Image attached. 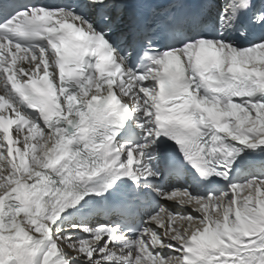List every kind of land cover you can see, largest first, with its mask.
I'll use <instances>...</instances> for the list:
<instances>
[{"label": "snow or ice", "instance_id": "1", "mask_svg": "<svg viewBox=\"0 0 264 264\" xmlns=\"http://www.w3.org/2000/svg\"><path fill=\"white\" fill-rule=\"evenodd\" d=\"M129 121L141 144L116 139ZM162 135L223 180L236 143L264 150V0L218 11L213 0H0V264H264V176L206 197L156 188L191 212L160 205L134 237L118 224L71 225L88 234L77 239L53 227L115 177L137 189L159 177L144 157ZM99 176L110 179L80 190ZM140 199L134 190L115 211L128 221Z\"/></svg>", "mask_w": 264, "mask_h": 264}, {"label": "bare ground", "instance_id": "2", "mask_svg": "<svg viewBox=\"0 0 264 264\" xmlns=\"http://www.w3.org/2000/svg\"><path fill=\"white\" fill-rule=\"evenodd\" d=\"M224 2H226V0H217L216 1L217 5H219V6H221ZM143 136H144V133H143ZM236 144L239 146V148H243L245 151L250 150L249 148H247V147H245L243 145H240L239 143H236ZM20 147H22V144H21ZM147 154H149L148 150H146V152H145V155H147ZM146 161L150 164L151 168L154 170L155 160L149 159V160H146ZM245 170L246 171L242 170L238 174V178H237L238 180H242V181L248 180L250 176H248L247 173H249V172H252L251 176H254V177H257V176H260V175L264 176V174H259V172L260 173L264 172V165L260 166L259 168L255 169L254 171H251L249 168H246ZM171 188L181 189V190L187 189L193 196H205V197L207 196V194H204L203 192H201V189L198 187V183L196 181H188L186 185L185 184L182 185L178 181H176L175 179H171L170 180V190H172ZM244 191L247 192L246 189L239 190V194H240L241 197L243 196V192ZM165 200H167V199H165ZM167 201H169V200H167ZM174 203L175 204H173V205H169L166 202H161V205H164L166 208H168L169 210H171L173 212H179V213L191 212V208L190 207H188V206L181 207L178 204H176L175 201H174ZM77 208H80L79 204L70 206L69 208L65 209L60 214V216L58 217V219H57L58 223H62L63 219H67L68 220L71 217L74 218V221H73L74 223H80V225H90V224L92 225L93 223L97 222V221L90 222L88 220L87 221H78L77 220L78 218L76 216H73V213H74L73 209L76 210ZM193 214H195V213H193ZM57 225H59V224H57ZM57 225L54 224L53 226H57ZM153 227H154V225H153ZM86 235H88V234L82 232V236H86Z\"/></svg>", "mask_w": 264, "mask_h": 264}, {"label": "rangeland", "instance_id": "3", "mask_svg": "<svg viewBox=\"0 0 264 264\" xmlns=\"http://www.w3.org/2000/svg\"><path fill=\"white\" fill-rule=\"evenodd\" d=\"M247 194V192H243V195ZM64 226V227H63ZM61 228L62 230V234H67V233H71L73 239H77L80 238V235L78 236V234L80 233V228H72L71 225L68 222H65V224L63 225ZM256 254V253H253Z\"/></svg>", "mask_w": 264, "mask_h": 264}]
</instances>
